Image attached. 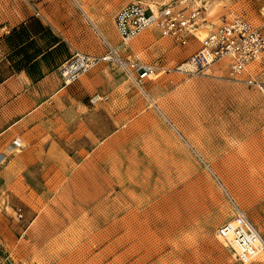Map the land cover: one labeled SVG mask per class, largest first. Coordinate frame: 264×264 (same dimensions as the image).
<instances>
[{
	"label": "rangeland",
	"instance_id": "rangeland-1",
	"mask_svg": "<svg viewBox=\"0 0 264 264\" xmlns=\"http://www.w3.org/2000/svg\"><path fill=\"white\" fill-rule=\"evenodd\" d=\"M62 1L17 5L45 11L73 49L100 56L98 32L116 34L117 12L136 0H83L98 32ZM225 9L214 3L190 50L153 28L123 52L157 64L151 79L138 86L99 63L81 77L86 95L49 99L12 139H25L21 150L0 147V264H243L216 232L237 206L264 238V99L225 69L176 71L210 24L235 17ZM262 71L250 66L264 81Z\"/></svg>",
	"mask_w": 264,
	"mask_h": 264
},
{
	"label": "built area",
	"instance_id": "built-area-1",
	"mask_svg": "<svg viewBox=\"0 0 264 264\" xmlns=\"http://www.w3.org/2000/svg\"><path fill=\"white\" fill-rule=\"evenodd\" d=\"M209 0H169L154 9L141 0L131 1L122 6L114 18L116 31L120 37L119 47L104 42L106 50L100 56L75 52L60 68L65 85L74 83L88 74L99 63L119 67L125 76L140 86L151 79L159 66L136 59H125L122 52L128 51L130 43L151 28L182 47L196 37L194 29L206 22ZM264 53V31L244 17L224 20L221 26L209 31L201 41V46L176 68L178 73L191 76H210L214 69H225L227 78L258 90L264 99V81L258 75L248 73L252 63ZM106 97L97 95L92 102ZM11 151L23 148V141L16 138L11 143ZM236 216L217 229L218 237L228 241L238 260L247 264L261 248L259 235L253 224L235 206ZM232 234L233 240H229ZM234 244L240 248L236 251Z\"/></svg>",
	"mask_w": 264,
	"mask_h": 264
},
{
	"label": "crops",
	"instance_id": "crops-1",
	"mask_svg": "<svg viewBox=\"0 0 264 264\" xmlns=\"http://www.w3.org/2000/svg\"><path fill=\"white\" fill-rule=\"evenodd\" d=\"M209 1L207 14L214 3H222L227 13L231 10V15L243 16L254 25L259 24L257 26L264 31V0ZM17 2L18 0H0V147L4 146L3 149L10 145L17 133L22 136L23 128L35 125L36 116L49 99L58 95L76 99L82 94H87L82 80L85 76L77 82L65 85L58 74L59 68L69 61L75 52L80 51L73 49L67 42L61 29L50 20L48 13L37 10L36 14L23 3L18 6ZM62 2L73 12H80L86 18L81 9L83 0ZM206 22H201L199 27L201 24L206 25ZM210 26L217 28L216 24ZM115 32L118 35L116 28ZM98 34L103 43L102 55L106 50L104 42L115 44L116 40H113L111 35L116 38V34L113 31L109 34L110 37L106 38L99 32ZM194 41L200 43L197 37H191L186 49L195 47ZM256 62H259L264 77V53L250 66Z\"/></svg>",
	"mask_w": 264,
	"mask_h": 264
},
{
	"label": "bare ground",
	"instance_id": "bare-ground-1",
	"mask_svg": "<svg viewBox=\"0 0 264 264\" xmlns=\"http://www.w3.org/2000/svg\"><path fill=\"white\" fill-rule=\"evenodd\" d=\"M87 1H88V0H87ZM80 3H81V2H80ZM90 3H91V2H90ZM88 6H89V2L87 3L86 1H83L82 4H81V9H82V11L84 12V14L86 15V17L90 20V22H91L94 26L97 27V21H95V18L89 14ZM151 7L154 9V11H156V6L151 5ZM97 28H98V27H97ZM198 28H199V26L196 27V28L194 29V31H193V33H194V35H195L196 37H197V35H196V31L198 30ZM152 29H153V28L147 30L146 32H144L143 34H141L140 37H139L138 39L132 41V47H133V49L139 48L140 46H142L143 43H146V42L152 41V40L154 39L153 33L151 32ZM98 31H99V30H98ZM99 33H100L103 37H105V38H106V37H110L108 32H107V33H104V32H102V31H99ZM199 34H200V38H201L202 35H201V33H199ZM207 35H208V34H207ZM207 35H205V37H206ZM205 37H203V39H204ZM197 39H198V37H197ZM201 41H202V40H201ZM224 75H225V74H224ZM220 77L223 78L224 76L221 75ZM240 211H241V210H240ZM241 212H242V211H241ZM242 214H243V213H242ZM256 231H257V234L260 236V237H259V243L261 244V248H260L259 251L256 253V255L253 257V259H255L256 257L264 256V238L262 237V235L259 233V231H258L257 229H256ZM219 238H220L221 240H223L224 243H225L226 245H228V241H227V240H225V239H223V238H221V237H219ZM233 239H234V238H233L232 234H230V235H229V240L231 241V240H233ZM234 247H235L236 251L240 252V248H239L236 244H234ZM253 259H252V260H253Z\"/></svg>",
	"mask_w": 264,
	"mask_h": 264
}]
</instances>
